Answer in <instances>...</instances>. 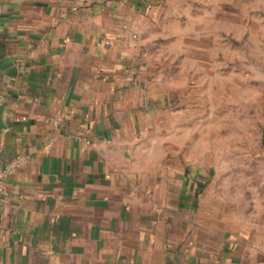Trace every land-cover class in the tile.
Returning a JSON list of instances; mask_svg holds the SVG:
<instances>
[{"label": "crops", "instance_id": "1", "mask_svg": "<svg viewBox=\"0 0 264 264\" xmlns=\"http://www.w3.org/2000/svg\"><path fill=\"white\" fill-rule=\"evenodd\" d=\"M159 1L0 0V264H264L213 199L210 152L163 169L162 119L197 118L142 60Z\"/></svg>", "mask_w": 264, "mask_h": 264}, {"label": "rangeland", "instance_id": "2", "mask_svg": "<svg viewBox=\"0 0 264 264\" xmlns=\"http://www.w3.org/2000/svg\"><path fill=\"white\" fill-rule=\"evenodd\" d=\"M149 11L146 71L165 109H196L197 118L188 127L181 116L178 130L162 119L165 173L205 172L210 152L213 199L234 219L229 232L264 240V0H160Z\"/></svg>", "mask_w": 264, "mask_h": 264}, {"label": "built area", "instance_id": "3", "mask_svg": "<svg viewBox=\"0 0 264 264\" xmlns=\"http://www.w3.org/2000/svg\"><path fill=\"white\" fill-rule=\"evenodd\" d=\"M54 122L55 124H58L59 120H55ZM16 166L17 164H13L10 167H7L6 169L0 171V206L3 204L4 196L6 192V186H5L6 175L12 170H14Z\"/></svg>", "mask_w": 264, "mask_h": 264}, {"label": "water", "instance_id": "4", "mask_svg": "<svg viewBox=\"0 0 264 264\" xmlns=\"http://www.w3.org/2000/svg\"><path fill=\"white\" fill-rule=\"evenodd\" d=\"M5 104L0 101V129L7 128L6 120H5Z\"/></svg>", "mask_w": 264, "mask_h": 264}]
</instances>
